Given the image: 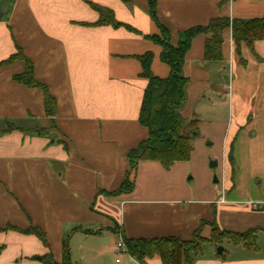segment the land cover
I'll list each match as a JSON object with an SVG mask.
<instances>
[{
	"label": "crops",
	"instance_id": "0c3cea01",
	"mask_svg": "<svg viewBox=\"0 0 264 264\" xmlns=\"http://www.w3.org/2000/svg\"><path fill=\"white\" fill-rule=\"evenodd\" d=\"M91 3L110 9L117 21L137 32L95 25L99 13ZM0 4V264H44L40 259L48 252L61 263L65 241L72 264H141L117 249L121 237L190 240L199 228L210 237L212 223L234 232L259 229L261 240L264 40L255 42V53L242 45L243 62L231 28L224 32L222 61L205 59L207 34L194 37L183 66L190 83L182 115L192 119L193 105L204 100L214 107L207 112L218 115L221 105L216 101L227 88L221 79L228 72L229 102L236 108L232 120L223 121L219 134L210 139L223 148L224 162L227 149L233 148L234 177L225 172L211 183L214 172L205 157L207 185L195 186L188 168L193 148L188 161L169 169L157 161H140L131 175L133 191L110 193L121 187L130 171L129 152L148 137L139 122L148 84L139 57L151 52L154 75L166 78L171 73L170 65L161 60L163 47L148 38L161 35L158 23L168 28L171 44L178 47L185 31L214 18L263 17L264 0H157L156 19L148 0ZM18 48L32 61L36 80L57 101L53 122L46 114L44 91L14 80L25 63L1 64ZM36 128L43 134L27 132ZM201 128L202 122L200 132ZM33 226L45 231L49 247L25 232ZM226 243L222 255L218 246L204 244L192 264H264V243L252 249ZM146 264L163 262L156 255Z\"/></svg>",
	"mask_w": 264,
	"mask_h": 264
},
{
	"label": "trees",
	"instance_id": "16d2710c",
	"mask_svg": "<svg viewBox=\"0 0 264 264\" xmlns=\"http://www.w3.org/2000/svg\"><path fill=\"white\" fill-rule=\"evenodd\" d=\"M148 2L150 12L156 19L157 0H148ZM90 5L99 13V19L95 25L125 26L137 32L130 25L117 21L110 9L94 3ZM158 25L161 35H151L148 38L163 47L161 60L170 65L171 73L166 78L154 75L151 70L153 53L148 52L139 57L143 67L141 74L148 79L140 109L139 122L147 128L148 137L129 152L130 171L121 187L110 193L111 195L133 191L135 182L131 175L136 172L140 161H157L164 168L169 169L177 162L190 159L194 141L200 135V120H188L182 115L183 108L187 103V87L190 83V79L184 74L183 66L194 37L202 33L208 35L204 48V57L208 61L223 60L224 32L228 28L232 29L236 51L243 62L242 45L245 44L255 53V42L264 40V16L248 20L230 19L228 17L214 18L206 26H197L185 31L178 47L171 44L168 28L161 23ZM16 60H22L25 63V70L14 75V80L29 88H40L44 91L46 114L53 122L57 112V101L49 93L47 87L36 80L33 63L23 54L22 49L18 48L17 53L11 55L1 64ZM187 128H189V132H186ZM27 132L43 134V129H29ZM231 161H233L232 157ZM233 177L234 173L232 174ZM211 226L212 230L208 239L201 236L202 228L196 230L190 240H182L177 237L139 239L123 237L127 246L126 252L141 264H146L149 259L156 255L161 257L163 264H192L195 257L203 252L205 243H213L219 247L223 240H226L235 245L243 244L249 249L259 247V229L253 228L234 232L222 230L216 223H212ZM7 228L20 230L12 225ZM25 232L36 235L46 247H49L46 233L41 227L33 226ZM40 260L44 264H72L69 243L67 241L63 243L61 263L55 260L52 252L42 255Z\"/></svg>",
	"mask_w": 264,
	"mask_h": 264
},
{
	"label": "rangeland",
	"instance_id": "374dc122",
	"mask_svg": "<svg viewBox=\"0 0 264 264\" xmlns=\"http://www.w3.org/2000/svg\"><path fill=\"white\" fill-rule=\"evenodd\" d=\"M1 4H3V3H1ZM1 4H0V12H1V8H2ZM223 76L225 78L222 77L221 80L223 81V85L227 84V88L224 85L225 89L223 88V90L221 91V95L218 97V99L216 101L218 104L221 105L218 107L220 109L218 115H212V114H209V112H207V111H209L208 109H214L213 105L209 102V100H206V101L204 100L201 102L198 101L193 105L194 116L192 119H198V120H200V123L202 122L201 132H200V135L197 137L196 144L194 147L195 148V150H194L195 156H194V158H192L191 162L189 161L190 164H188V168L190 169L189 176L194 178L191 182H193L195 186L203 187V186L207 185L206 184L207 174H206V170L203 167L205 157H209L207 167H209V169L214 172V175L211 177L212 178L211 183L214 181L215 177L218 180H220V177L222 179L225 172H226V174H228L230 176V178H232V174L235 173V158H234L233 148L231 147V148L227 149L226 155H225L226 156V162H224L223 161V148H221L219 146L218 142L210 139V138H213V136H216L217 134H219V128H220L219 126L222 124L223 121L232 120L233 110H234V108H236V106H234V104L232 105V102H229L228 87L232 83L230 78H229L230 75L228 74V72H225V74H223ZM231 77H233V74L231 75ZM219 89H220V87H219ZM224 96H226L227 99H223ZM257 101H259V98H257ZM259 103H260V101H259ZM200 107L203 108V109H201L202 111L198 110V108H200ZM188 120H190V119H188ZM213 121H218L219 125L218 124L213 125V123H212ZM186 132H189V128L186 129ZM205 136H208L209 138H207V137L205 138ZM213 141H214V144H213ZM261 142H264V138H263V141H261ZM216 153H219V156H220L219 159L221 161L220 165H219V161H218L219 159H217ZM215 156H216V158H215ZM231 157L233 158V161H231ZM212 161H217L218 166L215 168H210V163ZM216 184L219 185V187L220 186L222 187L221 184H218V183H216ZM230 189L231 188H229V184H228L227 191ZM260 190L264 191V183H262ZM201 236L203 238H207V239L209 238V237H205L203 235L202 230H201ZM225 243H226V240H223L222 245H224ZM259 243L261 245L264 243V236H262L260 241L258 240V244ZM205 244H207V243H205Z\"/></svg>",
	"mask_w": 264,
	"mask_h": 264
},
{
	"label": "built area",
	"instance_id": "2783aa9c",
	"mask_svg": "<svg viewBox=\"0 0 264 264\" xmlns=\"http://www.w3.org/2000/svg\"><path fill=\"white\" fill-rule=\"evenodd\" d=\"M254 205H255V207H258L257 203H255ZM116 247H117V249L127 251V246H126V243H125L123 237L120 238V240L118 241ZM120 260H121L120 258L116 259L117 262H120Z\"/></svg>",
	"mask_w": 264,
	"mask_h": 264
},
{
	"label": "water",
	"instance_id": "95a60500",
	"mask_svg": "<svg viewBox=\"0 0 264 264\" xmlns=\"http://www.w3.org/2000/svg\"><path fill=\"white\" fill-rule=\"evenodd\" d=\"M0 18H1V17H0ZM217 166H218V162H217V161H212V162L210 163V167H211V168H215V167H217ZM214 180L217 181V178L215 177ZM223 251H224L223 246H219V247L217 248V252H218L219 254L223 253Z\"/></svg>",
	"mask_w": 264,
	"mask_h": 264
}]
</instances>
